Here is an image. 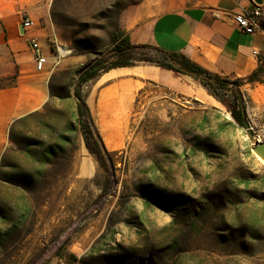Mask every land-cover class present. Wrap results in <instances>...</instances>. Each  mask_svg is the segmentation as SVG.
Wrapping results in <instances>:
<instances>
[{"label":"rangeland","instance_id":"1","mask_svg":"<svg viewBox=\"0 0 264 264\" xmlns=\"http://www.w3.org/2000/svg\"><path fill=\"white\" fill-rule=\"evenodd\" d=\"M142 1L44 0L52 51L64 48L61 55L82 58L53 77L52 94L65 99L83 68L109 55L120 15ZM158 4L161 12L186 0ZM262 79L239 86L245 116L257 126L264 124ZM87 84L79 86L81 93ZM158 97L136 99L128 131L117 133L124 139L99 158L86 148L81 130L71 141L59 139L66 128L59 118L34 124L32 140L55 149L41 165L42 178L26 187L30 210L0 246V264H264V161L251 149L250 132L213 96L216 102L177 93ZM77 155L94 158L96 174L72 186L76 196L64 203L74 182L66 173ZM4 193L19 217L27 209L20 192L6 186ZM44 198L48 212L62 202L75 218L39 224ZM92 219H102L101 234L95 228L78 242Z\"/></svg>","mask_w":264,"mask_h":264},{"label":"crops","instance_id":"2","mask_svg":"<svg viewBox=\"0 0 264 264\" xmlns=\"http://www.w3.org/2000/svg\"><path fill=\"white\" fill-rule=\"evenodd\" d=\"M158 2L160 0H144L120 15V29L129 35L131 43L150 44L181 53L205 70L228 80L244 81L258 68L259 59L264 62L262 16L260 31L254 34L241 31L232 18V12L249 6L251 0H186L183 6L161 12ZM26 14L34 22L30 29L22 26ZM51 24L44 0H0V246L9 242V236L30 210L26 189L12 181L41 179V165L51 154L47 148L55 149L46 140H32L34 124L47 126L55 117L66 125L60 130L59 139L71 141L72 133L80 134L76 118L77 98L72 91L65 99L52 94L51 83L55 75L68 65L78 64L82 58L61 55L57 59L49 45L53 36ZM31 36L38 40L47 57L41 70L32 59L28 45ZM87 82L82 98L107 150L114 149L117 142L124 139L117 133L128 131L138 98L157 100L160 95L177 93L216 102L192 76L149 63L114 67L99 72ZM64 100L69 102L66 109ZM106 138L112 141V148L106 147ZM75 157L72 170L66 173V178L74 182L69 185L70 193L61 199L64 203L69 198L72 202L76 196L71 193L72 186L82 185V180L96 174L94 158L90 155ZM83 160L91 161L90 172L83 169ZM6 186L18 190L27 206L19 217L15 216L13 206L8 208L13 203L4 193ZM62 202L56 203L49 212L47 199L39 202L38 223L41 219L46 223L48 219L58 222L66 216L75 218L73 212L63 209ZM94 220L88 222L78 242H84L95 228L98 231L95 235L101 234L102 219L99 223ZM11 257H14L13 252Z\"/></svg>","mask_w":264,"mask_h":264},{"label":"trees","instance_id":"3","mask_svg":"<svg viewBox=\"0 0 264 264\" xmlns=\"http://www.w3.org/2000/svg\"><path fill=\"white\" fill-rule=\"evenodd\" d=\"M139 62L154 64L165 69L173 70L175 73L192 76L211 96L231 111V115L238 126L242 128L246 127L247 123L244 113L245 106L242 94L239 90V86L243 82L242 80L222 79L217 74L205 70L183 54L175 51H167L150 44H133L130 41L129 35L119 30L111 36V48L109 55L106 57L105 55L100 56L88 64L80 72L76 88L73 91L74 96L77 98V122L79 123L81 133L84 137L85 146L91 154L96 155L98 158L101 155H109L101 137L95 129L88 108L83 101L79 86L95 77L101 71H106L120 66H132L138 64ZM262 72L263 68L258 66V68L248 75L245 80L248 82H262ZM220 92L225 94L227 97L221 96ZM227 94H231V98H229V95ZM63 138L67 139V137ZM56 146L57 149L62 148V146ZM47 150L50 153L53 152L51 148H47ZM38 173H40V171H38ZM33 181L35 180H16L12 182L22 185L26 189L27 185Z\"/></svg>","mask_w":264,"mask_h":264},{"label":"built area","instance_id":"4","mask_svg":"<svg viewBox=\"0 0 264 264\" xmlns=\"http://www.w3.org/2000/svg\"><path fill=\"white\" fill-rule=\"evenodd\" d=\"M262 16V4H255L251 2L249 6L242 7L239 11L232 12V18L235 21L238 28L246 33L254 34L260 31L259 20ZM34 25L33 20L29 15H24L22 18V26L25 29H30ZM28 45L32 51V59L38 70H41L46 62V55L43 47L39 44L38 40L31 36L28 39ZM61 53L57 51L56 57L59 59ZM259 66L263 68L262 75L264 76V62L262 59L258 60ZM246 123L248 125V131L253 137H264V124L257 126L254 121L246 117Z\"/></svg>","mask_w":264,"mask_h":264},{"label":"bare ground","instance_id":"5","mask_svg":"<svg viewBox=\"0 0 264 264\" xmlns=\"http://www.w3.org/2000/svg\"><path fill=\"white\" fill-rule=\"evenodd\" d=\"M60 53L61 54H64V53H66V50L64 49V48H60ZM244 129V128H243ZM245 129L248 131V125L246 124V127H245ZM245 130V131H246ZM251 134V133H250ZM250 137H251V143H252V145L256 142H262V141H264V137L263 136H256V138L255 137H253L252 136V134L250 135ZM105 138V137H104ZM105 145H106V147L107 148H112V146H113V144H112V142L109 140V139H105ZM111 150V149H110ZM91 166H92V163H91V161L90 160H83L82 161V167H83V169H85L86 171H91Z\"/></svg>","mask_w":264,"mask_h":264},{"label":"water","instance_id":"6","mask_svg":"<svg viewBox=\"0 0 264 264\" xmlns=\"http://www.w3.org/2000/svg\"><path fill=\"white\" fill-rule=\"evenodd\" d=\"M255 4H262L263 0H251ZM253 153L262 161H264V141L255 142L251 147Z\"/></svg>","mask_w":264,"mask_h":264}]
</instances>
